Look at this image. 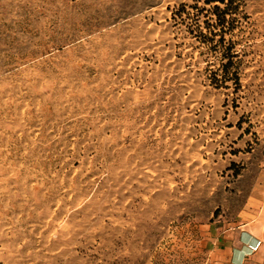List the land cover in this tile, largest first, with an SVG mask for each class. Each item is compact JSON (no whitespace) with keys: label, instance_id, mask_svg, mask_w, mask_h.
<instances>
[{"label":"rangeland","instance_id":"rangeland-1","mask_svg":"<svg viewBox=\"0 0 264 264\" xmlns=\"http://www.w3.org/2000/svg\"><path fill=\"white\" fill-rule=\"evenodd\" d=\"M235 6L0 0V264H211L264 185V0Z\"/></svg>","mask_w":264,"mask_h":264},{"label":"crops","instance_id":"crops-1","mask_svg":"<svg viewBox=\"0 0 264 264\" xmlns=\"http://www.w3.org/2000/svg\"><path fill=\"white\" fill-rule=\"evenodd\" d=\"M254 192L253 199L239 207L235 215L220 217L210 225V238L216 244L210 254L211 264H236L235 251L247 245L246 235L256 239L258 247L243 264H264V185H257Z\"/></svg>","mask_w":264,"mask_h":264},{"label":"bare ground","instance_id":"bare-ground-1","mask_svg":"<svg viewBox=\"0 0 264 264\" xmlns=\"http://www.w3.org/2000/svg\"><path fill=\"white\" fill-rule=\"evenodd\" d=\"M244 241L247 245L235 251L234 261L236 264H243L246 257L253 255L258 247V241L248 235L244 236Z\"/></svg>","mask_w":264,"mask_h":264},{"label":"trees","instance_id":"trees-1","mask_svg":"<svg viewBox=\"0 0 264 264\" xmlns=\"http://www.w3.org/2000/svg\"><path fill=\"white\" fill-rule=\"evenodd\" d=\"M206 5H211L212 3H219L221 5L225 6V10L222 12V15H225L227 12H235L237 11V6H235V0H203ZM194 9H197V6L193 7ZM215 10H219L218 7H215ZM226 23L225 19L222 21L219 20V24L223 25Z\"/></svg>","mask_w":264,"mask_h":264}]
</instances>
